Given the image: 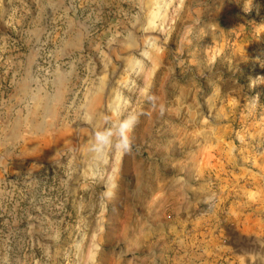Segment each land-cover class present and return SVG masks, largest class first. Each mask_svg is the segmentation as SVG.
<instances>
[{"label":"rangeland","instance_id":"obj_1","mask_svg":"<svg viewBox=\"0 0 264 264\" xmlns=\"http://www.w3.org/2000/svg\"><path fill=\"white\" fill-rule=\"evenodd\" d=\"M0 264H264V0H0Z\"/></svg>","mask_w":264,"mask_h":264}]
</instances>
